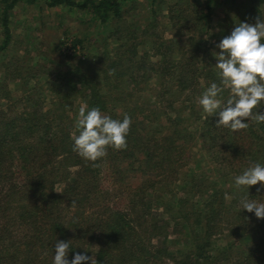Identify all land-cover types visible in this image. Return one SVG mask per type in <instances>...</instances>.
I'll list each match as a JSON object with an SVG mask.
<instances>
[{
  "label": "trees",
  "instance_id": "trees-1",
  "mask_svg": "<svg viewBox=\"0 0 264 264\" xmlns=\"http://www.w3.org/2000/svg\"><path fill=\"white\" fill-rule=\"evenodd\" d=\"M19 1L1 0L5 4L2 17L4 45L10 38L8 12ZM124 1L48 0L47 4L88 10L101 22H106L109 18L123 17ZM212 1L207 0L206 8H210ZM259 1L264 3V0ZM263 10L264 4L263 7L246 8L240 23H248L252 19L250 24H255L257 17L264 18ZM154 45L158 47L156 56L160 66L151 68L157 73L156 79L159 78L152 87L156 91L153 98H158L151 109L146 108L145 99L135 97L133 101L132 98L134 91L145 89L140 83L152 76L148 73V61L142 56L139 60L134 59L132 46H126L125 42L119 45L116 54L129 57L127 62L132 63L124 68L119 57L106 63L101 71V81H104L106 91L112 93L109 100L100 89H91L93 84L90 81L98 85L96 77L90 80L80 76L83 83L81 88H85L81 98L88 109L98 107L103 114L119 120L127 114L132 120L127 149L115 151L109 148L107 156L100 159L104 162H95L97 166L72 150V132L76 129L55 115L56 111L63 113L66 106L75 105L68 92L52 88L55 97L46 111L54 116L41 119L45 121L42 126L46 131L40 135H34V129L41 124L37 111L26 119L20 115L6 118V113L0 110V264H52L55 242L58 240L69 241V261L80 253L93 256L97 264H203L201 260L211 263L212 258L202 247L204 244L192 245V249H174V245L170 244L174 239L167 233V222L173 224L174 229L180 225L182 230L188 224L189 236H192L196 234L195 229H198L197 225L202 223V219L207 230L226 228L221 224L225 222L228 211H233V216L243 224V229L234 227L231 230L249 244L245 242L246 249L239 251L234 261V257L228 253L230 249L218 251L215 256L221 254V258L233 262L231 264H264V219H258L254 212L249 213L241 205L244 199L264 203V188L258 183L248 190L238 189L234 183V178L251 164L264 165V123L245 120L243 122L249 123L246 130L232 132L228 128L216 127L217 115L208 117L200 130L203 147L211 156L209 161L216 167L217 179L214 174H208L209 169L203 168L201 159L197 166L191 168L190 154L196 140L190 127L194 121L187 122L188 119H183L179 114L171 115L175 111L172 102L177 93L193 88L198 76L206 80L208 87L213 82L219 84L215 67L217 60H213L206 71H201L191 55L188 61L192 69L171 70L172 44L163 41ZM113 70L114 74L110 75ZM164 77L174 79L175 83L162 81ZM129 81L127 88L130 90L126 92L122 86ZM229 95L225 90L221 98L226 96V101ZM167 96V104L161 105L160 102L166 101ZM107 102H114L116 106L119 104L117 108L121 112L118 115L108 112ZM32 107L35 110L39 105L33 103ZM76 107L80 108L81 105L76 102ZM259 111L264 112V105ZM52 128L53 133H49ZM107 163L112 174L123 167L125 171H135L143 176L141 183L130 191L134 198L128 212L114 211L106 205L108 193L100 186L99 172L100 165ZM70 166H75L73 171L68 169ZM176 181L183 194L158 201L163 203L164 213L171 214L162 221V213H156L154 204L145 193L149 189L154 192L163 186L170 187ZM222 181L228 182L229 187H223ZM58 184L61 185L59 191L56 189ZM225 188L233 189L235 193L232 195ZM226 195L229 199L225 198ZM198 196L207 199L200 202L194 199ZM73 201L75 206L72 205ZM179 218L186 221L177 223ZM162 235L164 241L160 242L158 236Z\"/></svg>",
  "mask_w": 264,
  "mask_h": 264
},
{
  "label": "rangeland",
  "instance_id": "rangeland-1",
  "mask_svg": "<svg viewBox=\"0 0 264 264\" xmlns=\"http://www.w3.org/2000/svg\"><path fill=\"white\" fill-rule=\"evenodd\" d=\"M47 3L48 0H33V2L21 0L9 10L10 38L4 45L2 17L5 4L0 0V110L6 113V118L20 115L26 119L37 111L41 124L34 129L36 130L34 135H40L41 132L46 131V128L42 126L45 121L41 119L54 116L46 111L49 102L55 97L51 91L54 87L62 92H68L75 100L74 106H66L63 113L59 111L55 113L56 117L65 120V123H71L74 129L79 113L76 102L77 105H85L81 98L82 90L85 88H81L83 83L80 82V76L90 80L96 77L95 79L99 80L98 85L90 81L93 84H90L91 89L92 87L100 89L106 95L105 98L108 100L111 98L112 93L106 91V86L102 83L104 81H101V71L106 63L120 57L116 54L120 44L125 42L126 46H132L135 52L134 59L139 60L142 56L145 57V61H148L150 68L148 73L152 76L140 83L145 89L134 91L132 98L133 101L136 100L135 97L145 99L146 108L151 109L155 107L158 98V96L153 98L156 91H153L152 87L159 81V78L155 77L156 71L154 72L151 68L156 69L160 66L159 58L156 56L158 47L154 45L155 43L159 45L163 41H169L172 44L171 70L192 69L188 58L193 55L195 64L201 67V71H206L208 65L216 59L215 53L220 52L217 45L240 23L246 8L261 7V5L263 7L264 4L259 0L253 2L251 0H213L210 8H206L207 0H156L155 2L125 0L122 5L124 12L121 19L109 18L106 22H101L88 10L62 4L49 6ZM173 15L174 18H172ZM251 22L252 19H249L248 23ZM192 52L194 54H191ZM120 60L124 68L132 63V61L127 62L130 60L129 57H120ZM161 80L175 83L174 79L166 77ZM129 83L130 81L122 86L126 92L130 90L127 88ZM207 87L206 80L198 76L193 88L185 89L175 95V100L172 102L175 111L171 115L179 114L183 119H188L187 122L194 121L190 129L195 133L196 143L193 144V151L190 154V167L197 166L201 159L200 164L203 168L209 169L208 174L211 176L214 174V178L217 179L216 167L212 161H209L211 156L204 149L205 146L203 147L200 130L205 121V113L202 106L198 104V98ZM175 91L176 89L173 90ZM168 97L160 104H167ZM108 102V112L118 115L121 112V109L117 108L119 104L116 106L114 102ZM33 103L39 105V108L33 110ZM217 117L219 120L218 115ZM53 130V128L50 129L49 133H53ZM74 168L75 166L68 167L70 171ZM99 177L100 186L108 193L106 205L114 211L128 212L134 198L130 191L141 183L143 176L135 171H125L123 167L121 171L112 174L107 163L100 165ZM177 183L178 181L170 187L163 186L154 192L149 189L145 193L148 200L152 201L151 204H154L156 213H162L160 215L162 221L167 220V216L171 214L164 213L163 203L158 201H165L164 199L175 194L182 195L183 190L177 187ZM221 185L225 187L228 182L222 181ZM60 188L61 185L58 184L56 189L59 191ZM225 189L232 195L235 193L233 189ZM194 199L201 202L207 198L198 196ZM224 218L226 220L221 225H226V228L218 230L216 227L207 230L204 226L205 220L202 219V223L197 225L198 229H195L196 234L192 236H189L188 224L182 230L180 225L174 229L173 224L167 222L168 236L174 239V242L170 244L174 245V249L183 247L192 249V245L201 243L204 244L202 247L206 254L212 258L211 263L201 260L203 264H231L233 262L221 258V254L216 257L217 252L230 249L228 253L232 255V258L234 257L232 260L234 261L239 255L238 252L246 249L245 242L246 244L249 242L243 240L242 236L237 237L236 231H232L236 227L243 229V224L233 216V211L226 212ZM182 221L186 219L179 218L177 223ZM163 237V235L158 236L160 242L164 241ZM197 239L198 241L195 242Z\"/></svg>",
  "mask_w": 264,
  "mask_h": 264
},
{
  "label": "clouds",
  "instance_id": "clouds-1",
  "mask_svg": "<svg viewBox=\"0 0 264 264\" xmlns=\"http://www.w3.org/2000/svg\"><path fill=\"white\" fill-rule=\"evenodd\" d=\"M217 47L220 52L215 53V67L219 84L211 83L198 98L205 119L218 115L216 127L232 132L246 130L249 123L243 122L245 120L264 123V112L259 111L264 105V18L257 17L255 24L238 23ZM109 74H114V70ZM225 90L230 93L226 101L221 98ZM131 124L127 114L122 120L113 119L98 107L88 109L87 105H82L75 122L76 131L72 133V150L97 166L95 162L107 156L109 148L115 151L127 149ZM234 183L238 189L248 190L258 183L264 188V165L251 164L234 178ZM225 198L229 199L227 195ZM72 205L75 206V201ZM241 205L249 213L254 212L258 219H264V203L244 199ZM70 248L69 241H56L52 264H97L93 256L80 253L69 261Z\"/></svg>",
  "mask_w": 264,
  "mask_h": 264
}]
</instances>
